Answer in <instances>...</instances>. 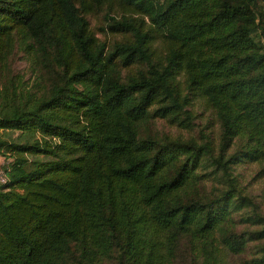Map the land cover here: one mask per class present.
Listing matches in <instances>:
<instances>
[{"label":"trees","instance_id":"trees-1","mask_svg":"<svg viewBox=\"0 0 264 264\" xmlns=\"http://www.w3.org/2000/svg\"><path fill=\"white\" fill-rule=\"evenodd\" d=\"M98 12L100 29L119 35L110 46L90 26ZM255 30L264 36V0H0V155L11 157L0 264H96L112 251L119 264H172L183 239L222 264L264 240V214L231 174L240 159L264 171ZM16 51L27 77L12 70ZM195 96L220 122L217 149L140 136L156 117L190 127ZM205 156L227 178L212 193ZM245 205L239 229L232 213ZM248 264H264V250Z\"/></svg>","mask_w":264,"mask_h":264},{"label":"rangeland","instance_id":"rangeland-1","mask_svg":"<svg viewBox=\"0 0 264 264\" xmlns=\"http://www.w3.org/2000/svg\"><path fill=\"white\" fill-rule=\"evenodd\" d=\"M90 26L93 31L99 36L100 39H105L108 46L119 38L118 34H112L100 29V25L105 24L103 12H98L89 15ZM253 38L262 45L264 48V36L261 31L255 30L252 32ZM164 46L161 42L157 43L158 51H162ZM10 65L14 72L19 71L24 73L27 77L29 75L30 65L26 57H22L21 52L16 51L10 57ZM134 68V67H133ZM132 68V69H133ZM49 82V79L47 83ZM192 113L191 126L180 127L176 123H172L167 118L156 117L152 120L144 122L140 129V136L145 134H151L159 140L165 141L167 138H178L181 140L193 139L197 142L209 139V142L217 149L221 137L220 122L217 119L214 111L208 107L203 97H192L191 103L187 106ZM3 129L0 128V133ZM18 131L13 132V135L18 134ZM40 133L38 132V136ZM240 138L235 137L228 149L231 153L240 145ZM208 156L203 157L201 165L199 167V173L206 172L205 189L212 193L218 188L224 186L227 183L226 176L221 171H213L214 166L210 164ZM0 155V171L3 170L4 164L10 160ZM232 176L235 179L236 187L240 196H246L251 202L255 203L258 213L264 214V171L262 170L261 163L251 159H240L232 166ZM235 204H238L235 203ZM251 206H243L239 210H235L232 213L233 220L237 222V228L241 229L243 226V218L247 213L251 212ZM255 212V210H253ZM264 250V240L261 241H248L247 247L242 252H236L226 254L223 256L224 262L222 264H248V262L256 257L260 256ZM191 252L187 240L183 239L179 242L177 253L173 259L172 264H204L200 256L198 259L195 257V249ZM117 251H112L111 254L105 255L102 259L99 258L96 264H119L117 257ZM194 254V255H193Z\"/></svg>","mask_w":264,"mask_h":264},{"label":"built area","instance_id":"built-area-1","mask_svg":"<svg viewBox=\"0 0 264 264\" xmlns=\"http://www.w3.org/2000/svg\"><path fill=\"white\" fill-rule=\"evenodd\" d=\"M6 181V174L4 170L0 171V182H5Z\"/></svg>","mask_w":264,"mask_h":264}]
</instances>
